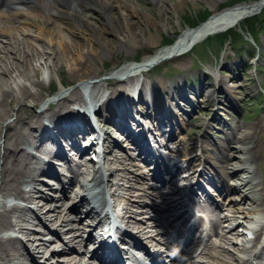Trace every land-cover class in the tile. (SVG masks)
Returning <instances> with one entry per match:
<instances>
[{
	"label": "bare ground",
	"instance_id": "bare-ground-1",
	"mask_svg": "<svg viewBox=\"0 0 264 264\" xmlns=\"http://www.w3.org/2000/svg\"><path fill=\"white\" fill-rule=\"evenodd\" d=\"M90 1H95L100 4V6H102V11L104 12L109 9L106 13H104V15L107 17V22L104 23L103 27L99 28V30L90 29V33L88 34V40H90V43L92 41L101 43L100 40H102L103 34H105L106 32H119L120 38L117 49L119 51L125 50L128 52H133L139 42V39L138 35L132 31V27L126 19V16L130 17V15H141L149 26L150 22L152 23V21H154V19L147 13H143L141 11L142 9H135V5L131 7L132 5L130 3L134 4V1L132 0H108L109 2H106L105 0H53V5L50 6L49 9L54 11V13L56 14L62 15L64 14V10L67 8L71 11L67 12V15L71 18H74L78 22L81 16V9L84 10L88 7L90 8ZM111 1H114V4L113 2L111 3ZM150 1L156 3L155 5L160 7L159 9L163 11L168 7L166 5V0ZM182 1L184 0H181L180 3ZM202 1L209 7L213 8L212 16L207 21L196 28H187L175 40L173 44L161 48L149 58L143 60L141 65L135 67L132 64H129L125 65L123 68H121V70L113 72L115 73V77L124 78V80L122 79L123 81L116 80L117 83H114L109 93L111 96L110 99L116 100V102L119 103H117L116 110H112L111 108L106 106L107 102L103 103V108L106 109L108 115L104 116L103 114H100L99 117L105 120H112L115 127H117L118 130L126 135L129 139H131L134 144H138V138H144V135H142L143 130L140 129V125H138V123H135V129L133 130H130V127L124 125L126 121H133V113L130 111L132 109L124 100L131 99V90L129 89L128 91L126 90V88H128L129 83L135 79V73L140 69L141 71H143V69L145 71L148 70L153 63L159 62L162 59L173 58L190 52L195 45H197L199 42H202L207 37L224 33L231 28L239 26L245 19L258 14L264 6V0H259L233 8H227L223 11H218V6L227 0ZM105 3L106 5H104ZM127 3H129L131 6ZM170 3L171 6L174 7H177L178 5V3H175L173 1H170ZM121 10L126 11V14L123 15L124 11L121 12ZM160 39L161 34L155 32L150 33L147 40L150 44H158L157 40ZM50 42L51 44H54L52 40H50ZM59 45H61V49H59V51L54 49L53 54H49L48 57L45 56L48 50L46 48H41V46L37 48H41L40 51H33L31 52V54H23L22 56V49L20 48L15 53L14 58H16L18 62L20 61V58H22V60L20 61L21 65L14 62L10 63L9 60H5L4 62H6L9 67H12V65L15 64V66H18V68H22L23 71H27L20 72L21 77L26 81H29L30 79L29 74L32 78L37 79L38 73L35 71L36 66H32L33 63L41 64V62L43 61L45 65H49L50 63H52L53 66H56V64L64 57L72 54V52L66 45L61 44V42L59 43ZM99 45L100 50L95 52L88 51L87 54H93L94 57L99 60L110 57V49H106V46H109V44L106 45L105 43H101ZM8 51L12 52V50L10 51L7 47L3 49L4 54L8 53ZM59 52H61V54ZM52 55L53 61L51 60ZM89 56L91 55H88V57ZM7 64H4L5 66L3 65V67L0 68V136L1 131L3 130V135L0 142V148H2L3 150L2 156H0V183L3 187L11 188L15 192H17L19 180L24 174H26L29 178V182L31 183L32 193V195L27 196L28 204L38 203L36 202L37 199L34 198L35 194L43 197V199L41 198L42 200H39L43 202L40 203L39 208H36V210L39 212V216L36 217L35 220L30 221V223L16 225L18 226V233L24 232L27 237L26 240L28 241V243H25L24 245V243L22 244L23 241L19 240L16 237L14 239H12L11 237H0V264H51L52 262L49 260H54V263L57 264H79L80 260L77 258L78 253L74 250V244H76L78 239L81 238L80 231L83 229L82 227L84 226V224L90 222L88 224H90L91 226H86L88 236L90 237L91 230H93V228L105 218L101 210L97 211L93 207H90L89 212H84L83 210L88 209V206H90L91 202H89V200L93 198L101 201L102 203H105L104 194H108V191L110 193L109 196L113 199V202L115 204L114 206L119 207L117 205L121 203V200L119 198H123L125 196L130 197L134 194L132 190H139V193L136 197L137 201H135L137 202V204L130 205V207H135L136 210L133 211L131 208L127 209V211L129 210L128 212L131 213V215L128 216V219H132L127 222H129L136 229L138 235L143 237L144 233H140V231L138 232V229L141 228V226L139 225L140 223L138 222H141L142 225H145V223H142L141 221L143 220V218H145L143 217V212L145 211L143 208L145 207L148 210H152V207H156V205H152L153 203H150V201L153 200L160 201L166 199V201H168V197L166 196L165 191L159 188H155L158 184L161 186L162 184H164L162 187H165V184L168 185L171 182V179L166 180V177L164 175L166 173L169 174L168 176L171 175V173L168 172V169H163V171H161L162 165L160 166L157 160H155L154 157L151 158L152 156L147 155L145 151H140V145L136 146L137 150L133 149L132 151L134 152L128 153L120 149V147L118 148V140H120L121 138H119L120 136L116 135L115 132H111V135H107L105 139H103V142L110 143L105 151L109 152L106 155L107 161L104 167V171H106V173H104L102 169L96 173L94 172V170L88 171V168L92 169V167L88 163V165H86V161H84L83 159L80 161L78 159L75 162V159L73 158L72 160V158L68 154L69 151H76L81 153L83 146L82 143L86 142V144L90 147L89 150H91L92 153L96 155V148L93 147V143L97 142L96 139H98V136L95 137V135L97 134L96 132L90 134V130H92L93 127L92 121L88 118L84 119L82 116V112L73 108L74 105H84V102L80 95V88L75 87L68 93L60 94L56 101L48 103L47 107L41 109L38 113H36L34 109L37 108L42 101L41 92L44 88L42 82L36 80L31 83V87L36 89L35 92H32L28 87L15 89L7 79L2 77V74L4 75L9 73L10 68H8ZM29 65L31 68L27 67ZM86 72V65L84 63L76 62L75 67L71 71L70 75L73 79H79ZM58 73L60 74V70L58 71ZM200 77L202 78L203 75H201ZM167 81L169 80H166V84H168ZM171 82L174 85L172 87L174 91L173 96L179 99L184 98L187 90H190L192 91V94H195V91L201 92L203 89V82H200L198 86H192L193 88L187 85L185 82L181 84V80L179 78L178 81ZM123 83H126L127 86L125 84L123 85ZM115 85H117L118 88L115 89ZM60 86H64L61 80ZM149 87H151V85H149ZM158 87H160L161 90H159ZM144 89L145 87L140 85L138 89L139 93L136 97L137 104L140 103L139 105L147 106L146 110L148 114L151 113L149 114V116L154 120H166L165 116L162 114L163 108H160V104L158 103V101H156V104L159 105L151 104V107L148 106L149 104L143 102V97L147 96L149 98H156L155 96H157L160 91L161 93H163V91L165 90V88L163 87V83H161L160 81L157 82V86H154L152 89L149 88L148 94L146 95H143L144 91H146ZM168 90L169 89L166 87V91ZM188 94L189 93L187 92L182 104H177L179 109L183 108V110L186 111V109L184 108H187L192 111L194 108L199 106V104L196 105L194 97H191L193 95L189 96ZM119 96L121 97L119 98ZM12 116H14V120L7 122L3 126L2 122L10 119ZM76 122H79L80 125H75ZM263 124L264 117L261 118L255 128L254 126L251 127L252 135L258 137V141L255 142V144H253L251 147L238 148V150H240L241 152L240 156L243 157L242 160L239 161L249 163L246 167V170H248L247 173H250L249 166L257 163L258 153L264 142ZM239 129L241 128L239 127ZM239 129L236 126L234 127L235 132ZM136 132L138 138L136 136H132ZM249 137H251V135ZM58 140H62L63 144L61 145ZM156 141H159V144L162 145L161 139ZM26 145L34 148L37 153L39 152V156L43 158L50 156L52 157L54 155L67 162L72 167V170L71 172H69L67 178H60L57 175L58 173L54 171V169L48 170V172L46 173L42 171L38 173L37 170L30 166L32 162H34V158L33 156L29 155L30 152L26 149ZM111 146L112 148H117L119 152L117 153L113 149H110ZM60 147H64L66 149L64 150ZM122 147L130 149V146L128 144L122 143L121 148ZM224 151L225 150L221 148V152ZM121 152L123 154H121ZM213 153L217 154L216 151H214ZM87 155H89V153H87ZM210 157L211 161H215V157L213 156V154H210ZM138 159L153 162V164L151 165H154V168L157 169V172L152 174L151 181H155L158 184H154L152 182H144L141 181V179L139 180L137 177L131 176L132 172H135V176L138 174H143L145 172L143 170H136L141 166L136 162V160ZM184 159H186V157H184ZM143 168L145 169V167ZM164 171L166 172L163 173ZM250 174L251 177L248 182L251 184L254 181L253 171H251ZM162 177H165V180H162ZM122 180L123 182H121ZM52 181H54L55 183H53ZM130 181H133V183ZM171 184H173V182ZM218 184L221 185L218 190L220 192L219 196H221V194L225 192L226 201L229 204H232L233 201L229 197V193L232 192L231 188L222 185V183ZM52 191H58L57 193H60V195H56V197L60 198L59 202L53 200L55 198V192ZM68 193L73 194V197H71L73 201L70 202L71 204L67 208V210L72 211V208H80V206L83 207V210H81V216L77 215L75 218V220H77L78 222L81 221V217L84 215L85 222L81 223L80 225L73 224V219H71L70 215L65 212L64 209L62 210V207L67 205V202H64L67 200L64 199L68 197ZM201 195L208 199V196L204 192H201ZM255 195H257V193H255ZM127 200L130 201L129 198ZM251 201L255 203L259 202L261 204L264 203V199H260V197L256 199L252 198ZM181 204H183V202L178 203V205H180L179 209L182 210L183 206H181ZM85 205H88L87 208ZM168 206L169 207L166 208L167 211L173 205L170 204ZM220 206H222L223 208L226 207L225 202H223ZM220 206H217V208ZM184 207H186V204L184 205ZM20 210L21 209L19 208L13 209V211L17 212H19ZM160 210L162 211L163 209ZM231 213L232 215L230 217L223 216L221 225L220 220L218 219L219 224L216 227L217 232L215 234H218L217 236L223 238L226 242L233 244L232 238L228 237L227 234H234L233 239L235 240V242H242V239L245 237L243 230H248V228L246 226L241 230L235 228L237 219L235 217L236 214L233 213H239V208L233 210ZM177 214V212H175L174 214L168 212L166 216L173 217V220H175V225H177L181 221L177 219ZM249 214L246 212H242V214L240 215L245 220L244 222H248L247 219H250L249 226H251L253 224L251 223V221L254 218L252 215H255V213H251L252 217H250ZM148 216V221H151V224L162 223L160 221L161 215L157 214L154 209L153 211H150V214ZM138 219L139 221L137 222L136 220ZM224 222H227V227H224V225L222 224ZM10 224L11 223L8 222V219L4 218L3 216L1 218L0 215V229H9V227L11 226ZM192 229L194 232L196 231L195 226H193ZM199 232L201 235L202 228ZM76 233H78V235ZM210 233H214L213 225H211L210 227L209 235ZM150 237H152V235H150ZM194 238L195 239L191 242V245H194L193 247L196 246V249H192V251L190 252V254L192 255L196 254L202 241V237L201 240L199 239L198 229ZM257 239L258 236L255 237V240ZM81 240L83 241V239ZM120 240L129 245L128 250H130L127 253L121 252L119 256L121 258L109 259V255L111 253L106 250L104 245L98 251L93 252L91 256L97 259L99 262H102L103 264H117V262L123 264H132L131 262H135L137 256L136 254L131 253V247L140 245V241H138V237L133 238L131 236V238H129L128 236L126 237V235H123ZM160 240L161 239H159V241ZM15 243H20L23 249H18L15 246ZM206 244H208V241L206 242ZM165 248L167 252L170 248H172V242L170 240L166 241ZM72 252L75 253L71 254ZM107 253L109 254L106 255ZM202 253L203 251L201 252V254ZM209 255L214 260H212L214 263H221V255H213V253L211 252L209 253ZM228 255L229 256L224 257V259L229 262H233V264L238 263L237 255ZM185 257V264H206L199 260H196V258L193 259L190 256L188 257V255H185ZM257 258H263L262 253H259ZM40 261H43V263Z\"/></svg>",
	"mask_w": 264,
	"mask_h": 264
},
{
	"label": "rangeland",
	"instance_id": "rangeland-1",
	"mask_svg": "<svg viewBox=\"0 0 264 264\" xmlns=\"http://www.w3.org/2000/svg\"><path fill=\"white\" fill-rule=\"evenodd\" d=\"M9 1L13 2V4L9 5L7 1L6 4L5 2L0 3V68L3 67L4 64H7L4 62L5 60H9L10 63L14 62L21 65L20 61L22 58H20L19 62L14 58L15 53L20 48L22 49L21 56L23 54H31L33 51H40L41 48H46L48 52H46L45 56L48 57L49 54H53L54 49L57 51L61 49V45H59L61 42V44L66 45L72 52V54L59 61L56 66H53L52 63L45 65L43 61L41 64L37 62V64L33 63L32 66H36L35 71L38 73V77L35 79L29 74V81L21 77L20 72L23 71L22 68H18L15 64L9 67L7 64L8 68H10L9 73L2 74V77L7 79L15 89L28 87L32 92H35L36 89L31 87V83L36 80L42 82L44 87L41 92L42 101L41 104L34 109L36 113L47 107V103H44L45 100L58 97L60 93H68L73 88L79 87V83L83 81L92 79L94 82L100 83L99 87H104L106 83L102 81L109 78L111 71L117 69L122 62L132 61L138 58L142 59L149 56L161 47L166 38L172 39L186 29V17L190 18V20H195L196 17L205 10H208L212 15L213 9L202 0H184L181 3V0H166L168 9L166 8L164 11L159 9L160 7L156 6V3L150 0H132L134 1V4L130 3L132 6L129 3L127 4L131 7L135 5L134 8L137 10L142 9L141 11L151 16L154 21H152V23L150 22L149 26L141 15L126 16V19L132 27V31L138 35L139 42L135 50H133V52L125 50L119 51L117 49L120 38L119 32H106L103 34V38L100 41L106 45L109 44V46H106V49H110L111 56L99 60L95 58L93 54H87L88 51L95 52L100 50L99 44H101L97 41H92L90 43L88 34L90 33V29L99 30V28L103 27L104 23L107 22V17L104 13L109 9L104 12L100 4L95 1H90V8L81 9L80 20L77 22V20L67 15V12H71L67 8L62 15H58L50 10L49 8L53 5V0ZM105 1L109 2L108 0ZM170 1L178 3L177 7L171 6ZM112 2L114 4V1H111V3ZM229 3L230 0H227L220 4L219 9H224V6ZM104 5H106V3ZM123 11L121 10V12ZM125 14L126 11L123 12V15ZM229 31L238 34V38H241V40H243L244 36L248 37L247 32L242 31L243 34H240L238 28ZM155 32L161 34V39L157 40L158 44H150L147 39L150 33ZM50 40H52L54 44H51ZM241 40L238 39L237 42V40L233 39L231 44L227 42L226 44H221V47L218 46V48V39L209 40L206 42L205 50L200 48L199 51L202 50L204 53H209L211 55L216 53L215 58L207 55L205 60L204 53L198 52L200 57L203 58V60H198V58L192 56V52H189L171 58L170 60H165L153 70L149 71V80H146V83L153 86L160 81L165 88L163 93L160 91V99L164 100L165 107L169 109L166 111L167 117L170 120L169 124L168 122H164L163 124L160 120H154L152 117L145 115V112L148 114L145 105H139L140 103L131 104L128 100V106L132 108V112L134 113V110L140 112V119L147 123L146 126L152 128L149 129L147 133L149 132L152 134L149 147L154 155H160L162 160H165L167 157H186L192 164H195V167L198 164H203L206 173L209 171L213 173L215 168L218 169V171H214L218 176L216 178L219 183L231 188L232 192L229 193V197L233 203L229 204L226 198H224V200L223 198H219L220 192L214 187L212 188L210 182H205L208 191L205 188L204 190H206V193L212 199L210 203H220L221 199L226 205V207L221 210H216L215 207H213L208 212V217L211 220L216 219L217 225L219 224V219L221 225L223 216L230 217L232 215L231 212L239 208V213H233L236 214L235 217L237 219L235 228L239 230L243 229L245 226L247 227L250 223V219H247L248 222H244L245 220L240 215L242 212L250 213L249 216L254 217V214L251 216V213L256 214L263 209L264 214V208L260 203L251 201L252 198L264 197V157L261 158L260 156V162L257 166L252 163V165L249 166V172L251 173V171H253L254 179L253 183L250 184L248 181L251 174L247 173L248 170H246L249 163L239 161L242 160L243 157L240 156L241 152L238 150L239 147H251L255 144L257 138L254 137L252 139L248 136L251 135V137H253L251 127L254 126L255 128L257 123L261 120V117H264V95L260 96L255 91L254 83L251 82L255 73L254 70H250L252 66L257 67L256 77L264 86V27L257 33V48L244 45ZM203 43L204 41L198 45L201 47ZM39 46H41V48L37 49ZM5 47L10 51L12 50V52L8 51V53L4 54L3 49ZM59 53L61 54V52ZM88 55L91 56L88 57ZM51 57L53 61V55ZM76 62L84 63L87 67V72L79 79H73L70 75ZM232 65L237 68V71L234 72L236 77L230 74V66ZM246 66L249 67V71L244 73V70L247 68ZM27 67L31 68L30 65ZM59 70L60 74L58 73ZM223 71H228L230 73L224 75ZM23 72L27 71L24 70ZM249 73L252 75L249 76ZM152 75H157L159 79ZM201 75H203L202 78L200 77ZM178 78L181 80V84L188 81L190 84L198 86L200 82H203L201 93L195 91V94H192V91H186V94L188 92L189 96L193 95L191 97H194L196 105L199 104L194 111L189 112V109L184 108L187 111L185 112L183 108L179 109L177 106L178 103L182 104L186 94L182 100H179L175 96L172 98V87L174 85L171 81H178ZM216 79L222 80V83L219 84L222 88H220L217 93H215L217 88L214 86L217 81ZM60 80L64 84V88L60 86ZM166 80H169L167 81L168 84H166ZM140 81L144 82L142 79H140ZM113 83L117 82L113 81ZM115 86L117 88V85ZM166 87L169 89L168 91H166ZM251 89L255 94L249 93ZM53 90H55L54 93H52ZM143 101L146 102L148 100L143 98ZM117 103L119 102L112 100V102L108 104V107H112V105H116ZM150 103H152V101L150 102L149 100V104ZM171 111L174 114V118L172 116V119L169 117ZM13 120L14 116L2 123L6 124ZM235 126L241 129L235 132ZM94 127L103 134L107 131L110 132L112 129H116L112 120H105L103 118L97 123H94ZM2 135L3 130L1 131L0 142ZM155 137L158 139H155ZM159 139H161L162 145L159 144V141H156ZM120 144H122V142ZM123 144L126 143L123 142ZM221 148L225 151L221 152ZM1 150L2 148H0V152ZM214 151H216L217 154H214ZM210 154H213L215 157L216 165L211 166L210 164H204L201 156L209 158ZM137 161L146 164L142 160ZM184 164V167H186V163ZM190 172L191 171H189L188 174ZM192 176L196 177L194 175ZM200 179L203 180L201 176ZM213 185L216 186L218 184L216 183ZM133 191L136 195L139 193L138 190ZM255 193H257V195H255ZM223 194H225V192ZM136 195L130 196V201L127 200L126 196L121 198L119 210L121 216L125 214L127 218L131 215V213L128 212L129 210L127 211L128 208H131L133 211L136 210L135 207H130V205L137 204V202H135L137 201ZM150 203H152V201H150ZM143 209L146 210L145 207ZM143 216L147 215L143 212ZM70 217L73 219V224L80 225L85 222V218L77 222L74 212L70 213ZM128 220L132 219L130 218ZM136 221L138 222L139 219ZM142 222L144 223L145 221L142 220ZM222 224L224 227L228 226L226 225L227 222ZM139 225L141 228L138 229V232H143L144 235L150 234L151 230L155 231L157 228L155 225L148 227H145V225L141 223ZM132 235L138 237V241L143 244V238L138 235L135 228L132 231ZM227 236L232 238L233 244L225 242L223 238L219 236L216 237L215 234L210 237L209 244L214 245L212 252H214V254L217 252L221 255V258L228 257V254L233 255L237 253V248L240 247V241L235 242L233 239L234 234H227ZM24 239V242L28 243L26 235ZM202 260L206 261V259ZM49 261L52 262L51 264H57L54 263V260Z\"/></svg>",
	"mask_w": 264,
	"mask_h": 264
},
{
	"label": "trees",
	"instance_id": "trees-1",
	"mask_svg": "<svg viewBox=\"0 0 264 264\" xmlns=\"http://www.w3.org/2000/svg\"><path fill=\"white\" fill-rule=\"evenodd\" d=\"M234 1H235V0H234ZM205 14H206V13H205ZM205 14L202 16V18L205 16ZM202 18H201V19H202Z\"/></svg>",
	"mask_w": 264,
	"mask_h": 264
}]
</instances>
